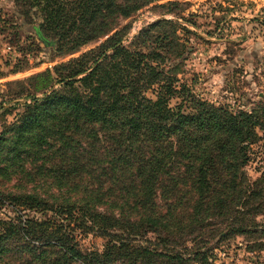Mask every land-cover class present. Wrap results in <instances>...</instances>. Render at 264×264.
<instances>
[{"label":"trees","instance_id":"trees-1","mask_svg":"<svg viewBox=\"0 0 264 264\" xmlns=\"http://www.w3.org/2000/svg\"><path fill=\"white\" fill-rule=\"evenodd\" d=\"M158 1L13 0L56 56L108 36L28 76L34 91L2 125L0 207L14 215L0 219V264H213L211 241L234 236L264 249V174L245 171L264 99L232 110L176 85L185 48L171 19L126 44L119 21ZM90 231L107 237L101 251L79 246Z\"/></svg>","mask_w":264,"mask_h":264},{"label":"rangeland","instance_id":"rangeland-1","mask_svg":"<svg viewBox=\"0 0 264 264\" xmlns=\"http://www.w3.org/2000/svg\"><path fill=\"white\" fill-rule=\"evenodd\" d=\"M163 2L149 4L119 21L124 42L128 44L133 35L156 20L171 19L185 48L181 61L171 55L172 62L179 64L176 85L182 84L195 97L232 110L250 111L259 106L264 99V0H178L180 4L174 7L157 5ZM107 36L77 53L56 56L17 13L13 0H0V103L11 106L7 111L0 108V131L23 111L18 102L26 100V90L34 91L27 84L28 76L78 56ZM182 90L179 87L181 92L171 98V106L182 101ZM147 96L153 97L151 92ZM182 105L186 112L191 111L188 101ZM251 148L245 171L254 180L264 174V142L260 140ZM13 215L11 209L0 207V219ZM259 219L264 223V215ZM75 234L83 250L101 251L107 238L93 231ZM210 245L215 247L213 264H264V249L251 248L242 236L213 240Z\"/></svg>","mask_w":264,"mask_h":264},{"label":"water","instance_id":"water-1","mask_svg":"<svg viewBox=\"0 0 264 264\" xmlns=\"http://www.w3.org/2000/svg\"><path fill=\"white\" fill-rule=\"evenodd\" d=\"M39 36H41V34H39Z\"/></svg>","mask_w":264,"mask_h":264}]
</instances>
